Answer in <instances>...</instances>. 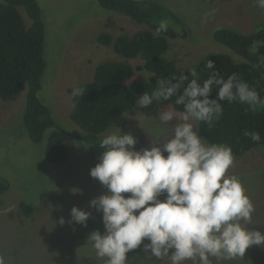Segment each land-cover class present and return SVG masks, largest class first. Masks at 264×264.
I'll return each mask as SVG.
<instances>
[{
  "label": "rangeland",
  "instance_id": "rangeland-1",
  "mask_svg": "<svg viewBox=\"0 0 264 264\" xmlns=\"http://www.w3.org/2000/svg\"><path fill=\"white\" fill-rule=\"evenodd\" d=\"M37 1L45 23L46 61L38 97L63 131L47 130L40 143H33L22 125L27 91L13 101L0 99V179L8 184L0 197V255L5 257L6 264H104L88 242L92 231H104L102 213L89 207L93 198L106 191L90 176V169L99 162L104 149L77 144L75 135L81 131L69 118L70 91L91 79L97 63L116 58L110 48L96 42L100 33L117 36L146 26L103 10L96 0ZM149 1L170 9L188 29L185 38L169 39L165 56L176 63L179 71L191 70L210 53L228 54L236 62H245L228 48L215 44L214 32L230 28L252 34L264 29V9L255 7L252 0ZM19 11L29 25L24 10ZM174 29L181 34L176 26ZM139 64L140 61L131 62L134 69ZM150 77L153 76L135 70L134 78L142 80L152 91L157 79ZM166 106L153 102L147 108H135L127 114L128 125L122 132H131L137 138V150L150 147L151 139L165 135L155 116L158 107ZM117 130L112 128L104 135ZM50 140L61 141L67 147L68 157L60 166L48 164L43 158ZM229 174L241 180L255 206L247 227L264 232V149H254L236 158ZM73 206L92 213L86 226L68 222ZM61 217L65 219L63 225L59 223ZM142 255L140 249L128 253V264H142ZM224 264H264V248L252 246L243 259Z\"/></svg>",
  "mask_w": 264,
  "mask_h": 264
},
{
  "label": "clouds",
  "instance_id": "clouds-1",
  "mask_svg": "<svg viewBox=\"0 0 264 264\" xmlns=\"http://www.w3.org/2000/svg\"><path fill=\"white\" fill-rule=\"evenodd\" d=\"M252 3L264 9V0ZM168 27L166 19L160 20L156 34ZM204 67L210 70L207 79L201 81L195 69L159 78L152 91L136 99L133 109L173 98L182 106L180 111L168 103L158 107L155 119L165 135L151 139L150 147L137 150V138L121 128L99 140L104 151L90 176L106 191L89 207L102 213L104 231H92L88 242L104 264H128V253L136 249L143 253L142 264H224L243 259L252 246L264 248V232L247 227L255 206L241 180L229 174L232 148L209 142L199 131L201 123L212 127L220 120L223 101L256 111L264 107V98L235 73L225 78L213 60ZM83 95V88L72 91L74 98ZM243 135L261 141L259 132ZM91 215L73 206L68 222L86 226ZM0 264H6L3 255Z\"/></svg>",
  "mask_w": 264,
  "mask_h": 264
},
{
  "label": "trees",
  "instance_id": "trees-1",
  "mask_svg": "<svg viewBox=\"0 0 264 264\" xmlns=\"http://www.w3.org/2000/svg\"><path fill=\"white\" fill-rule=\"evenodd\" d=\"M0 3V99L13 101L23 91L26 103L22 119L23 129L30 141L40 143L47 130L63 129L55 122L51 110L41 102L38 93L42 88L41 78L46 67L44 57L45 23L37 0H1ZM103 10L122 14L146 28L130 34L113 36L100 33L96 42L110 48L115 59L95 65L90 80L80 83L84 95L72 97L70 120L80 129L77 144H95L110 129H124L128 125L127 114L134 109L136 99L147 89L146 83L134 78L136 72H144L150 80L188 74L190 70L179 71L176 63L165 56L169 39L185 38L188 29L183 21L164 5L149 0H96ZM23 9L30 24L27 25L19 9ZM166 19L168 30L156 34L160 20ZM175 26L182 32H177ZM217 45L228 48L245 62H236L224 53H210L198 61L192 69L202 81L208 78L210 70L205 69L207 60H213L221 75L227 78L235 73L264 98V29L252 34H242L230 28L218 29L213 34ZM132 61H140L135 69ZM191 69V70H192ZM194 78V77H190ZM213 91V96H215ZM172 105L177 111L174 98L162 105ZM223 115L212 127L201 123L199 131L212 143H224L232 148L235 159L243 157L254 149H264V107L252 111L246 104L223 101ZM256 131L261 136L259 143L243 135L244 131ZM81 144V146L89 148ZM66 145L57 140L46 143L43 158L53 166L62 165L67 159ZM8 184L0 179V197Z\"/></svg>",
  "mask_w": 264,
  "mask_h": 264
}]
</instances>
